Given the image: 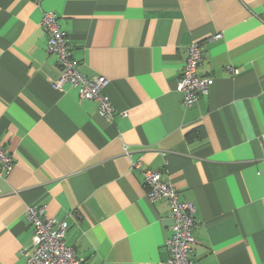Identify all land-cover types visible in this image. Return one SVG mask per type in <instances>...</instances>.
<instances>
[{
	"label": "crops",
	"instance_id": "crops-1",
	"mask_svg": "<svg viewBox=\"0 0 264 264\" xmlns=\"http://www.w3.org/2000/svg\"><path fill=\"white\" fill-rule=\"evenodd\" d=\"M262 6L0 0V145L13 162L0 179V264H26L33 205L54 228L64 223V243L90 264H168L170 208L148 200L143 171L192 205V263L264 264ZM49 11L78 71L105 78L112 117L54 87L60 71L40 23ZM193 43L208 92L185 107L176 81Z\"/></svg>",
	"mask_w": 264,
	"mask_h": 264
},
{
	"label": "built area",
	"instance_id": "built-area-1",
	"mask_svg": "<svg viewBox=\"0 0 264 264\" xmlns=\"http://www.w3.org/2000/svg\"><path fill=\"white\" fill-rule=\"evenodd\" d=\"M262 12L264 13V0ZM58 17L53 12L43 14L41 25L46 35V51L53 54L60 71L59 79L53 83L54 87L61 90L64 84L70 85L78 92L80 99L92 100L97 103L100 116L110 118L113 116V107L109 99L102 93L105 78L93 76L87 78L81 74L72 59L67 46L66 34L58 25ZM217 35L215 38H219ZM202 48L200 44L193 43L187 47V56L182 73L176 81V91L182 96V104L191 107L201 95L208 92L209 79L197 75V65L201 61ZM226 70L233 75L237 71L232 67ZM125 116V113L121 114ZM138 168L137 165H132ZM13 168L11 156L0 145V179L9 175ZM146 197L149 201L165 199L170 208L172 217L171 235L166 238L165 246L169 253L168 264H194L192 252L195 244L193 238V207L186 202H179L175 188L169 182L162 180L159 172L143 171ZM26 220L32 227L33 251L24 252L26 264H90L79 258L73 248L64 242L65 225L60 223L54 228V220L44 219V209L41 206L26 207Z\"/></svg>",
	"mask_w": 264,
	"mask_h": 264
}]
</instances>
